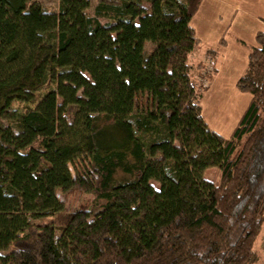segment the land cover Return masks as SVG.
I'll return each mask as SVG.
<instances>
[{
    "label": "trees",
    "instance_id": "trees-1",
    "mask_svg": "<svg viewBox=\"0 0 264 264\" xmlns=\"http://www.w3.org/2000/svg\"><path fill=\"white\" fill-rule=\"evenodd\" d=\"M202 1L0 0V264L259 263L264 32L222 137L189 64Z\"/></svg>",
    "mask_w": 264,
    "mask_h": 264
},
{
    "label": "rangeland",
    "instance_id": "rangeland-1",
    "mask_svg": "<svg viewBox=\"0 0 264 264\" xmlns=\"http://www.w3.org/2000/svg\"><path fill=\"white\" fill-rule=\"evenodd\" d=\"M36 1L49 11H54L57 7V0ZM89 2L92 9L95 0H89ZM203 2L197 14H200L208 24L197 14L196 16L199 25L206 24L207 31L201 34V31L198 30L200 45L190 55L189 64L193 68L192 77L196 83L200 85L205 83L209 86L200 98L202 117L205 123L211 131L228 138L251 99L249 94L238 90L236 83L247 69L250 49L255 46V35L258 32H264V25L257 24L259 22L264 24V0L225 2L230 5L229 7L221 5L222 9H226V12L222 13L221 18L212 17L211 20L203 15L206 8ZM145 9L149 13V4H145ZM252 24H255L256 27L253 28ZM214 48L217 52L216 72L209 68V60L214 61L215 55L210 52L205 56L202 54L205 50ZM198 63H202L200 75L206 76L203 83L201 82L202 78L197 77L198 72L195 66ZM208 76L212 78L211 81H208ZM202 177L208 182L216 184L219 172L215 168L207 169L203 172ZM152 185L156 190L159 189L158 183L152 182ZM89 199V196H83L80 202L84 203ZM255 250L259 256L258 264H264V227L256 240Z\"/></svg>",
    "mask_w": 264,
    "mask_h": 264
},
{
    "label": "crops",
    "instance_id": "crops-1",
    "mask_svg": "<svg viewBox=\"0 0 264 264\" xmlns=\"http://www.w3.org/2000/svg\"><path fill=\"white\" fill-rule=\"evenodd\" d=\"M204 1V2H203ZM202 2L205 4V11H203L204 12V16H207V18L209 19V20H211L212 19V17L214 18V17H220L221 18V15H223L222 13L223 12H226V9L224 8V9H222L223 7L221 6V5H224L225 7H229L230 5L228 4V3H225V2H232V1H236V0H216V1H218L219 3H217L216 1H213V0H203ZM201 7V6H200ZM199 12V11H198ZM198 15V14H197ZM199 16V18H201L204 22H205V20L203 19V17L199 14L198 15ZM235 16V14L233 15V17ZM205 23H207L208 24V22H205ZM205 23H203V24H201V25H199V20L197 19V16H195L194 18H193V20H192V22H191V25L194 27V29L196 30V34H197V36H198V38H200V33H199V31L198 30H200L201 31V34H203L204 32L206 33V31H207V28H206V24ZM258 25H260V26H263L264 24H260V22L259 23H257ZM252 26H253V28L254 27H256L255 26V24H252ZM200 28V29H199ZM205 42V41H204ZM202 43V42H201ZM207 50H211V51H213L214 52V55H215V60H217V56H216V48H214V49H207ZM207 50H205L204 51V53H202V54H204V56L205 55H207L208 54V51Z\"/></svg>",
    "mask_w": 264,
    "mask_h": 264
},
{
    "label": "built area",
    "instance_id": "built-area-1",
    "mask_svg": "<svg viewBox=\"0 0 264 264\" xmlns=\"http://www.w3.org/2000/svg\"><path fill=\"white\" fill-rule=\"evenodd\" d=\"M214 66H215V65H214V61H213L212 59H210V60H209V68L213 70V69H214ZM207 69H208V68H207Z\"/></svg>",
    "mask_w": 264,
    "mask_h": 264
}]
</instances>
